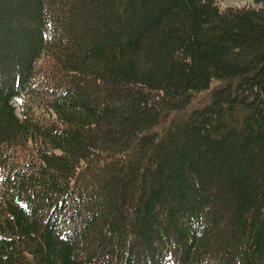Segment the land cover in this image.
I'll list each match as a JSON object with an SVG mask.
<instances>
[{
  "label": "trees",
  "instance_id": "obj_1",
  "mask_svg": "<svg viewBox=\"0 0 264 264\" xmlns=\"http://www.w3.org/2000/svg\"><path fill=\"white\" fill-rule=\"evenodd\" d=\"M220 1L0 0V264H264V0Z\"/></svg>",
  "mask_w": 264,
  "mask_h": 264
},
{
  "label": "rangeland",
  "instance_id": "obj_2",
  "mask_svg": "<svg viewBox=\"0 0 264 264\" xmlns=\"http://www.w3.org/2000/svg\"><path fill=\"white\" fill-rule=\"evenodd\" d=\"M252 1L249 0H221L220 4L222 7L227 6H243L244 4H251ZM205 94H203V97Z\"/></svg>",
  "mask_w": 264,
  "mask_h": 264
}]
</instances>
